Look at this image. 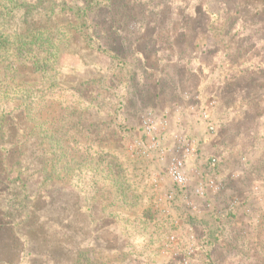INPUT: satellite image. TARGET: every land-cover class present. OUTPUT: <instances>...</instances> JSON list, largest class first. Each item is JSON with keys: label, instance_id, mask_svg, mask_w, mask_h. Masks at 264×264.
<instances>
[{"label": "rangeland", "instance_id": "374dc122", "mask_svg": "<svg viewBox=\"0 0 264 264\" xmlns=\"http://www.w3.org/2000/svg\"><path fill=\"white\" fill-rule=\"evenodd\" d=\"M25 1L16 8L31 5L36 28L61 44L48 50L44 71H32V57L0 78L10 93L0 96V135L21 156L14 168L10 156L8 172L0 165V181L20 172L29 200L38 199L27 249L1 231L0 256L14 264H264V0H90L88 9L82 0ZM116 22L123 35L152 23L157 36L199 23L191 50H202L205 33L225 71L212 84L198 80L186 115L136 113L128 101L134 60L107 50ZM238 60L244 89L224 112L213 94ZM178 164L181 182L170 172Z\"/></svg>", "mask_w": 264, "mask_h": 264}, {"label": "crops", "instance_id": "0c3cea01", "mask_svg": "<svg viewBox=\"0 0 264 264\" xmlns=\"http://www.w3.org/2000/svg\"><path fill=\"white\" fill-rule=\"evenodd\" d=\"M149 25L151 26L149 31L148 25L147 27L138 25L131 33L123 35L117 32L114 35L118 37L122 51L134 60L131 75L133 81L128 92L130 93L128 101L132 103L136 113H151L155 117L166 115L172 117V121L176 112L177 118L186 115L188 109L193 107L196 98L200 97L198 80L208 77V84H212L211 79L221 71H225L226 63L224 65L218 63L221 62L219 48L206 47L209 36L205 33L200 46L202 50L196 52L191 50V35L193 32L195 37H199L198 33L195 35L199 23L193 24V27L187 24L183 28H171L167 36H157L153 27L155 25L152 23ZM214 40L215 37H212L213 42ZM126 45H129V48H126ZM123 57L120 55L119 60ZM199 57L200 62H197ZM239 61L233 62L237 70L229 75L224 74L221 84L216 87L217 90L213 94V97L220 99L218 109L224 112L226 109H231V101H237L244 89L241 82L237 81V77L244 74L242 63ZM249 78L253 79L255 76L251 75ZM192 79L195 85L191 83ZM258 89L253 91L252 100H256ZM148 98L149 103L146 102Z\"/></svg>", "mask_w": 264, "mask_h": 264}, {"label": "trees", "instance_id": "16d2710c", "mask_svg": "<svg viewBox=\"0 0 264 264\" xmlns=\"http://www.w3.org/2000/svg\"><path fill=\"white\" fill-rule=\"evenodd\" d=\"M6 1L8 2L7 6L10 10L8 11L7 8L0 10V59L3 61L0 63L3 65L6 61V66L2 69L0 78L6 77L5 73L8 72H10L11 77H14L19 70L15 68L16 64L21 60L23 61V65H27V62L30 59L32 60V57H34L33 61L30 62L32 71H44L46 68L45 65L48 62L46 57L50 55V51L48 50L58 49V46L61 44V41H59L60 39H58L60 37L57 35L56 40L58 41L53 43L47 41V31L42 27L36 28V25L39 23L38 17L32 13L33 9L30 8L31 5H25V0H21L24 1V6H22V4L19 6L22 8V13H19L20 11H15L20 9L19 7L16 8L18 0H4V2ZM82 1V6L85 7V9H88L92 2L90 0ZM60 11H62V9H60ZM121 25L122 24L120 22L112 24V26L108 27L109 31L107 33L112 32V34L115 35L117 32H121L123 29ZM52 40L53 38H51V41ZM121 48L122 46L118 37H111V45L109 46V49H107L108 52L114 54L116 59H119L122 54ZM50 67L51 66H49V68ZM2 81H9V79L3 78ZM3 93H7V95L10 94L2 88L0 89V96H5ZM26 106L29 105L26 104ZM22 113H24V117L27 122L29 114L32 113L31 109H24V111L22 110ZM3 128L4 127L0 126V132ZM2 138L3 137L0 135V153H2L0 154V165H2L5 172H8V170H12L14 166H21V156L18 154L20 149H18V151H15L12 148L7 149V145H5V141H3ZM10 156L17 159V161L12 165L13 168H11L8 163ZM44 164L45 163H42V168L45 172ZM48 180V178H43V180L40 181V185H48ZM36 200L38 199H35L34 202L29 200L28 182L21 177L20 172L14 179H10V177H8L6 181H0V232H8L14 240L21 244L25 249H27L26 245L27 243L29 244L30 238L29 228L27 225L31 220L33 221L36 218L38 210ZM0 264L14 263L9 259H3L0 256Z\"/></svg>", "mask_w": 264, "mask_h": 264}, {"label": "built area", "instance_id": "2783aa9c", "mask_svg": "<svg viewBox=\"0 0 264 264\" xmlns=\"http://www.w3.org/2000/svg\"><path fill=\"white\" fill-rule=\"evenodd\" d=\"M146 129L147 130H150V124L149 123H147L146 124ZM180 165L178 164V165H176V166H174V167H172L171 169H170V172H171V175H172V179H174L175 181H177V182H181L182 181V179H181V175L179 174V172H178V167H179Z\"/></svg>", "mask_w": 264, "mask_h": 264}]
</instances>
